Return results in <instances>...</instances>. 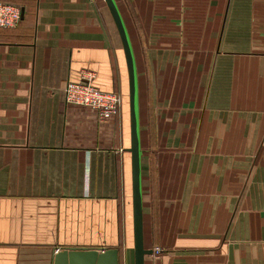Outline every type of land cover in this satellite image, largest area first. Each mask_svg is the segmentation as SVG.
<instances>
[{"label":"crops","instance_id":"obj_1","mask_svg":"<svg viewBox=\"0 0 264 264\" xmlns=\"http://www.w3.org/2000/svg\"><path fill=\"white\" fill-rule=\"evenodd\" d=\"M0 1L21 11L0 29V264L133 248L128 73L105 1ZM114 1L138 80L144 264H264V0ZM82 72L122 97L107 122L65 102ZM148 239L173 241L156 257Z\"/></svg>","mask_w":264,"mask_h":264},{"label":"water","instance_id":"obj_2","mask_svg":"<svg viewBox=\"0 0 264 264\" xmlns=\"http://www.w3.org/2000/svg\"><path fill=\"white\" fill-rule=\"evenodd\" d=\"M119 34L128 73V102L130 117V149L133 207L134 264H144L150 250L144 249L141 189V146L138 107V80L132 47L123 20L114 0H104ZM52 264H119V250L94 248H64L56 251Z\"/></svg>","mask_w":264,"mask_h":264},{"label":"built area","instance_id":"obj_3","mask_svg":"<svg viewBox=\"0 0 264 264\" xmlns=\"http://www.w3.org/2000/svg\"><path fill=\"white\" fill-rule=\"evenodd\" d=\"M20 13L18 6L0 1V29L15 28ZM64 95L67 104L93 110L101 122H107L117 115L122 105L119 94L102 92L94 85V74L91 72H82L78 81L67 82Z\"/></svg>","mask_w":264,"mask_h":264},{"label":"rangeland","instance_id":"obj_4","mask_svg":"<svg viewBox=\"0 0 264 264\" xmlns=\"http://www.w3.org/2000/svg\"><path fill=\"white\" fill-rule=\"evenodd\" d=\"M141 139V138H140ZM150 139V138H149ZM146 140L144 139V149L148 150V155H146L147 161H148V165L146 167V172L148 174L149 177V183L147 185V188L145 190V194H146V204H147V219L150 218L151 220L153 219L154 221H156V210H157V206L161 200V194L159 192V190L157 189V187L155 186V179H154V166H155V161H154V156H155V151H159L156 150L155 147V143H146ZM141 144V143H140ZM149 211V212H148ZM152 223V225H151ZM150 227L152 226V228L154 229V227H156L157 222H150L149 223ZM130 238L129 239H124L122 238L119 241V251H120V255H121V264H127V254L129 256V264H131V255L132 252L131 250H133L132 246H131V242H130ZM148 241V245H152V248L154 249V255H156V257L160 256L161 252L163 249H165V247L163 245L165 244H170L173 240H163V243L160 244V240L159 239H148L146 240ZM162 245V246H161Z\"/></svg>","mask_w":264,"mask_h":264},{"label":"trees","instance_id":"obj_5","mask_svg":"<svg viewBox=\"0 0 264 264\" xmlns=\"http://www.w3.org/2000/svg\"><path fill=\"white\" fill-rule=\"evenodd\" d=\"M119 264H121V255H120V252H119Z\"/></svg>","mask_w":264,"mask_h":264}]
</instances>
